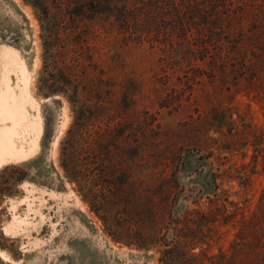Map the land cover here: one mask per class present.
Listing matches in <instances>:
<instances>
[{
    "label": "rangeland",
    "instance_id": "374dc122",
    "mask_svg": "<svg viewBox=\"0 0 264 264\" xmlns=\"http://www.w3.org/2000/svg\"><path fill=\"white\" fill-rule=\"evenodd\" d=\"M75 1L55 27L0 0V98L38 129L0 167V264H264V0Z\"/></svg>",
    "mask_w": 264,
    "mask_h": 264
},
{
    "label": "trees",
    "instance_id": "16d2710c",
    "mask_svg": "<svg viewBox=\"0 0 264 264\" xmlns=\"http://www.w3.org/2000/svg\"><path fill=\"white\" fill-rule=\"evenodd\" d=\"M59 6H57L55 9L56 11L52 12V9L49 6L48 0H34L33 6L38 9V11L42 14L43 18L48 20H53L52 25L53 26H58L60 24H63L66 18V15H68V19L71 22V25L74 24L77 18L82 15V12H76L77 9L81 10L82 5H77L78 2L75 1V4L77 5L76 8H74V2L73 0H59ZM56 0H51V3L54 4ZM74 10V11H73ZM82 11V10H81ZM128 11L124 10L123 12H120V22L122 25L126 26V28H132L133 25L130 27V22L134 24H141L144 23L145 20L148 19V17H145L144 13H140L137 16L130 17L129 14L127 13ZM145 18H142V17ZM64 27V41L63 42V47L67 43V41L70 40V38L73 37V41L75 43V52L74 54L78 55L79 59L82 58L81 56V51L84 48V42L82 38L75 33L74 31V26H69V27ZM66 31H70V34H66ZM75 33V35H74ZM58 32L56 31L55 34L51 35L53 38V41L50 42L49 44V50H53L56 48L59 42V36ZM142 34V33H141ZM61 42V43H62ZM62 47V48H63ZM78 51V52H77ZM50 57L55 60L56 67H58V72L56 74H49V78H51V84L48 86L49 89H52V91L55 92H62L64 94H70V97L73 99V102L77 103L78 100V88L81 83V77L76 75L74 72V68L70 65L65 64V52H61L59 50H55L53 53L50 54ZM56 58H60L61 61L58 62L56 61ZM76 67V66H75ZM68 140L66 141L65 145L66 148H64V152L62 154L63 159H64V166L63 168L65 169L66 174L71 175H76L74 172V160H73V153L69 152L73 146L74 143L76 142L75 140V133H69ZM75 140V141H74Z\"/></svg>",
    "mask_w": 264,
    "mask_h": 264
},
{
    "label": "bare ground",
    "instance_id": "6f19581e",
    "mask_svg": "<svg viewBox=\"0 0 264 264\" xmlns=\"http://www.w3.org/2000/svg\"><path fill=\"white\" fill-rule=\"evenodd\" d=\"M6 99L5 96L0 98V167L30 155L38 138L37 125L27 123L24 113L9 105ZM6 121L9 124H5Z\"/></svg>",
    "mask_w": 264,
    "mask_h": 264
}]
</instances>
